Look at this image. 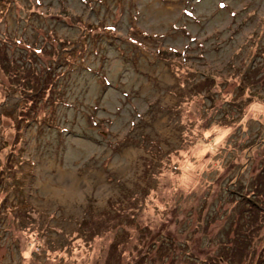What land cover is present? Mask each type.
I'll return each instance as SVG.
<instances>
[{"label":"rangeland","instance_id":"rangeland-1","mask_svg":"<svg viewBox=\"0 0 264 264\" xmlns=\"http://www.w3.org/2000/svg\"><path fill=\"white\" fill-rule=\"evenodd\" d=\"M0 48V264L264 263V0H0Z\"/></svg>","mask_w":264,"mask_h":264},{"label":"trees","instance_id":"trees-1","mask_svg":"<svg viewBox=\"0 0 264 264\" xmlns=\"http://www.w3.org/2000/svg\"><path fill=\"white\" fill-rule=\"evenodd\" d=\"M5 42V41H4ZM6 49L4 48V49H1L0 48V61H1V63H0V65H1V68H2V71H4L5 72V74L7 73V74H11V69H9L10 67L8 66V57H7V53H6V51H5ZM3 59V60H2ZM48 69H46L45 71H47ZM30 71V70H29ZM48 74V73H47ZM8 78H10L11 79V76L9 75V76H7ZM14 77H16V75H14ZM13 77V78H14ZM25 80H26V78L23 80V82H25ZM50 81H52V78H51V76H49V74L48 75H46V77L44 76V80H43V82L41 83V85H43V89H42V87H41V89L39 88L40 87V83L38 84V81L35 79V81L34 82H32L34 85H32V86H30L29 87V90H30V92H34V94L33 95H35L34 97L36 98V92H37V90L38 89H40V93H46L47 95H48V97H50L51 96V91H52V86L53 85H51L50 84ZM26 90V89H25ZM40 96V95H39ZM34 102V101H33ZM32 104H34V103H32ZM215 135H210V137L208 136V137H206V135H202V137H201V139L200 140H198L199 141V143L200 144H202L201 146V149L198 151L199 153H202V152H207V153H212L214 150H216L217 149V147L218 146H220V142H218L217 141V139H219V137L217 136V138H213ZM155 154L157 155V156H160L158 153H157V150H155ZM258 176H259V178L256 180V183H255V189L257 188V183H258V180H260L259 181V184H258V186H261L262 184H264V171L263 172H260L259 174H258ZM242 210H239V211H237V214L239 213V212H241V217L240 218H242V219H245V217H244V212H247L248 213V218H247V221L246 222H249L250 223V225L251 224H254V226L257 224V222H258V220L260 219L259 218V216H258V212L254 209H249V210H246L245 209V207H242L241 208ZM249 211H251V212H249ZM237 225H240L239 223L237 224ZM233 232V231H232ZM241 232L240 231H238L237 233H236V236L237 235H239ZM227 236L229 235V234H226ZM230 236V235H229ZM236 240V239H235ZM237 241H242L241 243L242 244H244L243 243V239H240V240H237ZM232 250H233V248H232ZM223 261H224V264H225V262L226 261H228V259H222ZM229 263H231V262H229ZM208 264H219L218 262H214V261H212V262H208ZM264 264V263H263Z\"/></svg>","mask_w":264,"mask_h":264}]
</instances>
